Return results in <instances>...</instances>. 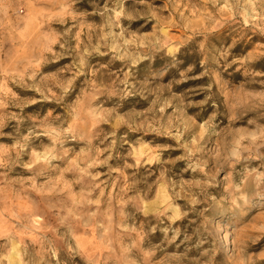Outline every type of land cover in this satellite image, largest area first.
<instances>
[{
  "label": "rangeland",
  "instance_id": "rangeland-1",
  "mask_svg": "<svg viewBox=\"0 0 264 264\" xmlns=\"http://www.w3.org/2000/svg\"><path fill=\"white\" fill-rule=\"evenodd\" d=\"M0 264H264V0H0Z\"/></svg>",
  "mask_w": 264,
  "mask_h": 264
}]
</instances>
